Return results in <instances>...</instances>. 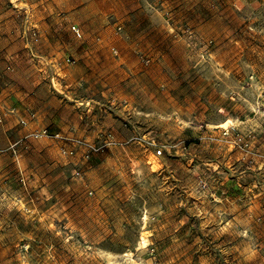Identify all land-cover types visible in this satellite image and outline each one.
Listing matches in <instances>:
<instances>
[{
  "label": "rangeland",
  "instance_id": "rangeland-1",
  "mask_svg": "<svg viewBox=\"0 0 264 264\" xmlns=\"http://www.w3.org/2000/svg\"><path fill=\"white\" fill-rule=\"evenodd\" d=\"M58 7L116 142L1 151L0 115V264H264V0L14 2L29 38Z\"/></svg>",
  "mask_w": 264,
  "mask_h": 264
},
{
  "label": "crops",
  "instance_id": "crops-1",
  "mask_svg": "<svg viewBox=\"0 0 264 264\" xmlns=\"http://www.w3.org/2000/svg\"><path fill=\"white\" fill-rule=\"evenodd\" d=\"M23 1L0 0V115L5 122L3 130L11 131L15 140L42 127H48L52 133L85 139L95 128H99L98 131L104 126L116 129L119 124L109 112L102 120H96L95 115L86 118L94 112L91 109L95 106H82L92 99L83 96L81 67L65 61L69 55L77 56L80 44L71 36L70 24H77L73 13L68 18L74 22L67 24L60 15L63 8L51 9L46 13L51 15L48 23L36 26L38 38L32 35L29 38L23 23L29 22L25 25L28 28L35 27V24L31 25L33 18L19 19L14 10V2L20 6ZM20 119H24L27 125L20 124ZM92 125L94 129L88 130ZM31 141L34 152L44 149V153H50L54 146L59 151L63 144L62 140L55 138Z\"/></svg>",
  "mask_w": 264,
  "mask_h": 264
},
{
  "label": "built area",
  "instance_id": "built-area-1",
  "mask_svg": "<svg viewBox=\"0 0 264 264\" xmlns=\"http://www.w3.org/2000/svg\"><path fill=\"white\" fill-rule=\"evenodd\" d=\"M70 30L76 38H82L83 31L77 24H70ZM31 35L33 38H37V31L33 30ZM65 61L70 62L68 57ZM19 123L23 126L27 125V122L24 119H20ZM233 129L234 126L230 123L222 127L221 132L223 135H227ZM42 138H55L62 140L63 144L60 146V153L63 156H70L73 158H76L77 155H79L78 160H81V162L87 161L92 153L103 150L104 146H108L116 142L111 133L104 134L103 143H95L83 137L68 136L58 132L52 133L48 127H42L35 128L29 131L25 136L15 139L10 142L7 147L2 148L1 151H11L14 154H18L20 150H26L29 148L27 140H40ZM238 139H240V137H238ZM157 152L160 153L161 149H158ZM89 193H91V191Z\"/></svg>",
  "mask_w": 264,
  "mask_h": 264
},
{
  "label": "bare ground",
  "instance_id": "bare-ground-1",
  "mask_svg": "<svg viewBox=\"0 0 264 264\" xmlns=\"http://www.w3.org/2000/svg\"><path fill=\"white\" fill-rule=\"evenodd\" d=\"M142 243H143L142 245H144L145 244V240H143Z\"/></svg>",
  "mask_w": 264,
  "mask_h": 264
}]
</instances>
